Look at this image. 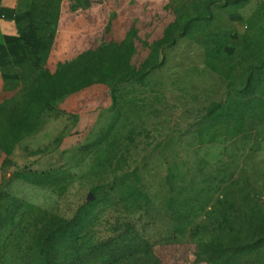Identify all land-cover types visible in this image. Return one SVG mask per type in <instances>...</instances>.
Instances as JSON below:
<instances>
[{"label":"rangeland","instance_id":"1","mask_svg":"<svg viewBox=\"0 0 264 264\" xmlns=\"http://www.w3.org/2000/svg\"><path fill=\"white\" fill-rule=\"evenodd\" d=\"M36 4L0 88V264H264V0ZM88 53L109 79L61 93Z\"/></svg>","mask_w":264,"mask_h":264},{"label":"crops","instance_id":"2","mask_svg":"<svg viewBox=\"0 0 264 264\" xmlns=\"http://www.w3.org/2000/svg\"><path fill=\"white\" fill-rule=\"evenodd\" d=\"M36 0H0V88L20 80L18 61L24 57L26 36L22 20L38 10Z\"/></svg>","mask_w":264,"mask_h":264},{"label":"trees","instance_id":"3","mask_svg":"<svg viewBox=\"0 0 264 264\" xmlns=\"http://www.w3.org/2000/svg\"><path fill=\"white\" fill-rule=\"evenodd\" d=\"M71 67H78L77 70V76L73 79H69L68 83H65L61 85V93L62 92H73L78 91L88 85H91L93 83L97 82H105L109 79V77L112 74L111 68L105 69L104 64L98 67L96 69L97 65L93 61V55L91 53L84 54L78 61L72 62V64H69ZM88 66L91 67V70L89 71ZM101 67V68H100ZM134 74V73H133ZM141 74V72L139 73ZM63 72L60 71L57 79H63ZM108 241L102 242L100 244H97L94 246L92 253L102 251L104 247L107 245ZM39 255L41 259L43 260L44 264H56V258L57 255L55 254L54 248H52L49 244H44L42 246V249L39 251ZM103 264H111L110 259H107L102 262ZM101 263V264H102ZM71 264H76V261L71 262Z\"/></svg>","mask_w":264,"mask_h":264}]
</instances>
